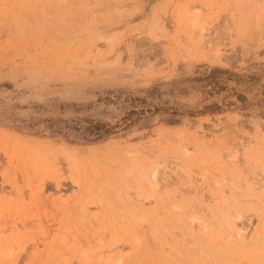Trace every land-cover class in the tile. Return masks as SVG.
<instances>
[{
  "label": "rangeland",
  "instance_id": "rangeland-1",
  "mask_svg": "<svg viewBox=\"0 0 264 264\" xmlns=\"http://www.w3.org/2000/svg\"><path fill=\"white\" fill-rule=\"evenodd\" d=\"M0 264H264V0H0Z\"/></svg>",
  "mask_w": 264,
  "mask_h": 264
},
{
  "label": "trees",
  "instance_id": "trees-1",
  "mask_svg": "<svg viewBox=\"0 0 264 264\" xmlns=\"http://www.w3.org/2000/svg\"><path fill=\"white\" fill-rule=\"evenodd\" d=\"M127 122L128 120L125 119ZM112 132L108 124L92 122L87 127L78 130L79 135L85 139V142H94L107 138Z\"/></svg>",
  "mask_w": 264,
  "mask_h": 264
},
{
  "label": "bare ground",
  "instance_id": "bare-ground-1",
  "mask_svg": "<svg viewBox=\"0 0 264 264\" xmlns=\"http://www.w3.org/2000/svg\"><path fill=\"white\" fill-rule=\"evenodd\" d=\"M73 159V158H72ZM141 165V164H140ZM128 167V166H127ZM145 167V166H144ZM32 170V169H31ZM35 170V169H34ZM145 171V170H144ZM124 179V178H123ZM51 180V179H50ZM51 182V181H50ZM58 182V181H57ZM54 185V184H53ZM46 187V186H45ZM131 188V187H130ZM92 190V189H91ZM145 190V189H144ZM145 193V192H144ZM90 197V196H89ZM144 198H146V197H144ZM128 202V201H127ZM103 204V203H102ZM136 204V203H135ZM143 204V203H142ZM98 207H99V205H98ZM120 207V206H119ZM141 207V206H140ZM100 208V207H99ZM103 210V209H102ZM101 211V210H100ZM114 213V212H113ZM102 214V213H101ZM117 216V215H116ZM118 217V216H117ZM93 218V217H92ZM119 219V218H118ZM126 219V218H125ZM127 220V219H126ZM118 224V223H117ZM145 224V223H144ZM97 225V224H96ZM90 226V225H89ZM95 228V227H94ZM109 228V227H108ZM106 229V228H105ZM128 231V230H127ZM119 234V233H118ZM144 234H145V232H144ZM116 236V235H115ZM119 236V235H118ZM116 238V237H115ZM147 239V238H146ZM134 241V240H133ZM134 243V242H133ZM141 244V243H140ZM137 249V248H136Z\"/></svg>",
  "mask_w": 264,
  "mask_h": 264
}]
</instances>
